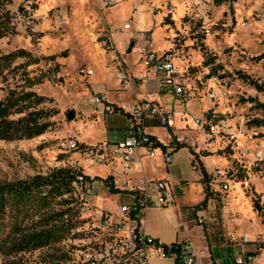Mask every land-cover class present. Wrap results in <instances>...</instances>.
Returning a JSON list of instances; mask_svg holds the SVG:
<instances>
[{"label": "rangeland", "instance_id": "rangeland-1", "mask_svg": "<svg viewBox=\"0 0 264 264\" xmlns=\"http://www.w3.org/2000/svg\"><path fill=\"white\" fill-rule=\"evenodd\" d=\"M162 1L2 0L3 9L10 13L11 19L9 33L0 38V54L21 50L24 53L15 55L9 69L0 77V97L4 98L11 89L35 91L45 98L35 108L48 110L47 120L52 125L31 138L0 139V184L47 176L57 169L75 166L88 174H106V167L85 161L81 153L68 147V141L75 138L81 143L96 145L123 138L124 128L106 125L101 114L103 108L90 107L88 98L95 92L96 79L101 82L110 79L112 88L115 86L117 63L120 59L127 62L123 56L126 39L116 35L114 42L111 33L115 28L122 29L117 24L131 19L130 9L137 6L146 10L142 29L151 35L155 47L172 42L171 51L184 49L185 64L178 63V72L184 73L195 95L188 108L198 110L196 101L211 100L209 106L204 105L205 110L224 120L230 129L240 131L239 144L234 143L238 148L229 145L227 137L220 136L212 140L217 143L215 148H209V137L192 119L188 122L189 128L184 122V129H177L194 148L209 151L203 155L205 166L199 154L196 155L203 177L209 176L202 184V197L206 200L195 206L203 211L201 224L213 244L241 240L245 250L255 251L264 264V111L255 107L256 101L244 100L256 97L264 102V93L239 76V72L247 73L264 85V14L258 12L264 0H205L211 5L203 6L210 9L209 16L214 10L219 12L212 21L208 15L205 19L201 17L199 9L190 8L193 3L201 5L200 0H172L177 10L167 14L171 19L161 20L166 14ZM154 9L159 11L154 13ZM153 18L157 20L156 30L149 25ZM144 43V39H137L132 47L134 64L139 62V47ZM90 69L94 70L93 74L88 73ZM29 78H41L42 82L32 84ZM105 92L112 99L125 98L116 89ZM148 100L158 102L155 98ZM176 107H183L182 103L178 102ZM72 108L76 117L69 120ZM254 118L263 119V124L255 125ZM158 135L165 137L166 130L159 127ZM243 145L247 149L245 154L239 149ZM259 152L262 160H258ZM216 164L223 170L222 175L215 174ZM224 182L229 184L227 189L223 188ZM173 188L177 200L182 193L178 187ZM200 192L195 190L191 200H198ZM99 195L97 204L106 208H116L126 201L120 194L107 197L106 192H100ZM59 201L54 200L46 208L35 205L29 214L8 203L2 215V239L7 238L12 226V213L18 224L31 231L58 224L66 226L67 232L61 241L41 248L17 251L10 244L3 249L0 246V264H67V247L88 241L98 228L91 218L83 220L73 205H61ZM195 219L197 215L194 223ZM243 235L251 242L245 243ZM227 251L223 257L229 255L233 259L235 250L230 254Z\"/></svg>", "mask_w": 264, "mask_h": 264}, {"label": "built area", "instance_id": "built-area-1", "mask_svg": "<svg viewBox=\"0 0 264 264\" xmlns=\"http://www.w3.org/2000/svg\"><path fill=\"white\" fill-rule=\"evenodd\" d=\"M258 12L264 14V3ZM122 28L129 30L130 22L124 23ZM115 30L111 33L112 39L113 34L120 29ZM140 35L145 39V43L139 47L141 74L133 75L125 61L120 59L116 69L119 88L131 90L137 81L145 82L148 78H154L160 89H166L177 101L187 105L195 95L184 73L178 72V63L182 66L185 64L183 52L169 50L160 54L153 48L149 34L143 32ZM88 73L93 74L94 70L90 69ZM88 101L90 107L101 106L105 113L125 115L127 125L122 139L96 145H87L75 138L68 141V147L81 153L85 161L102 165L108 171L105 175H92L79 166L73 168L70 191L63 197L73 201L71 205L83 216V220L91 218L96 222L98 230L88 241L67 247V264H148L151 259L166 258L174 259L176 264H200L191 241H177L181 244V252H178L174 250L173 243H162L143 228L147 209L151 205L165 207L172 204L175 191L167 181L148 179L136 169V165L146 159L154 164L159 156L166 164L173 161L174 151L187 141L177 132L173 123L176 111L151 100L135 99L114 104L105 91L94 92ZM154 118L166 129L165 137L149 131L148 121ZM193 122L203 129L209 140L220 136L227 137L229 145L239 144L240 131L230 129L224 120L212 113L194 116ZM239 149L241 153H247L244 145ZM257 154L258 160H262L261 153ZM214 172L216 175L223 174L220 167H215ZM228 186L224 182L223 188L227 189ZM100 192H106L107 197L120 194L126 197V201L116 208L103 207L96 201ZM199 221L203 222L204 219L200 218ZM243 241L248 243L251 239L244 235ZM233 261L234 264H261L255 251L238 252V249H235Z\"/></svg>", "mask_w": 264, "mask_h": 264}, {"label": "crops", "instance_id": "crops-1", "mask_svg": "<svg viewBox=\"0 0 264 264\" xmlns=\"http://www.w3.org/2000/svg\"><path fill=\"white\" fill-rule=\"evenodd\" d=\"M200 2L201 5L199 4L197 5L193 3L190 8L199 9L201 12L200 13L201 17L205 19L206 17L205 15H208L209 21H212L217 16L216 14H218L219 12L217 10H214L215 11L213 12L214 14L209 16L210 14L207 13L209 12L210 9L203 7L204 5L209 4V2L207 3L205 0H200ZM149 4L152 5L151 2H149ZM162 6L165 7L164 9L166 14L163 15L161 20H163L166 17H168V19H171L170 16L167 15L169 13L175 12L174 10L171 11V8L177 10V8L172 3V0L162 1ZM209 6L211 5L209 4ZM130 10L132 12L130 16L131 19L129 18L125 19L124 23L130 22L131 28L129 30H125L122 28L118 32H115L113 34V40L115 42L114 36L116 35H123V38L126 39V45L124 49L125 53L123 54V56H126V61H127L126 63L131 73L136 76H139L141 74L142 67L139 65V62L137 64L136 63L134 64V62L132 61L131 52H132V47H134V45L137 43V39H144L143 36L140 35V33L143 32L146 33L145 31H143L142 28L143 25L145 24V20L147 17L145 15L146 14L145 9H137L136 6V9H130ZM154 11H155L154 13H157L159 9H154ZM224 12L227 11L225 10ZM133 17H135V21ZM156 21L157 20L153 18V23L149 24L151 29L153 30H156L155 28ZM124 23L117 24V26L121 28L122 25H124ZM163 23H165V21ZM151 43L153 46L155 45L152 40V37H151ZM172 44H173L172 42L170 43L164 42V44L154 47L156 51L162 54L166 51H169L170 48L172 47ZM182 50L184 51V49ZM127 56H129L130 58H128ZM108 77L111 78L110 76H107V78ZM96 80H97V82L95 83L96 87L94 88L95 92L107 91V90L113 91V89L121 91V95L125 97L124 99H121V101L116 100L115 98L113 99L109 98L110 101L114 104L128 103L135 99L148 100V98L150 97V98H155V100H157L158 103L163 105L165 108L175 110L176 115L173 119L174 120L173 123L175 125L176 130L184 129L183 127L184 122H186L184 126L189 128L190 126L189 123H191L190 119H192L193 121L194 116L210 113L205 110L204 105L209 106V102H211V100H207L205 103L196 101L199 107L198 110L194 111L188 108V104L192 102L195 97L187 105L182 104L183 107L181 108L176 107V104L179 101H177L173 97V95L170 92H168L166 89H160L157 81L154 78H148L146 79L145 82L137 81V83H135L133 87L134 89L125 90V91L119 88V82L117 77H116L117 83L115 80V86L113 88L111 86L110 79L106 80L105 82L104 81L101 82L99 79ZM244 100L250 101L248 99H244ZM251 102H255V101H251ZM191 113L194 115H192ZM101 114L104 115L106 125L108 124L119 125L120 127H123L125 130L127 125V118L125 115H122L120 113H105L104 111L103 112L101 111ZM186 118H189V120H187ZM159 124L160 123L158 119L155 118L149 119L148 121L149 131H151V133L154 135H158L159 127H162ZM185 138L187 139L186 141L187 144L179 146L174 151L173 154L174 158L170 164H166L163 158L159 156L155 160L154 164H151V161L149 159H146L143 161L142 164L136 165V169L138 171H141L142 175L146 176L148 179L154 181L155 180L167 181L171 184L172 188L173 186H176L182 193V196L180 197L178 196L177 200H174V202L168 206L157 207L155 205H151L147 209L143 217V228L147 234L158 238L162 243L165 244H171L177 241H191L194 245V254L196 255L197 261L200 264H234L233 259L229 257L227 252L230 254V252L232 250H235V248H237L239 252H243L245 250V245L242 244L241 240L238 243H234L233 240L230 244L229 243L220 244V245L213 244L208 238L205 229L201 224L202 222L199 221L200 218H203L201 217L203 211L195 207L196 205L199 204V202L201 201L205 202L206 200L203 199L202 197L203 196L202 184L203 182L207 181L209 176L207 174L206 177H203V174L200 170V167L197 166V163L199 160H201V162L203 163L202 165L205 166L206 159H203L204 158L203 155L207 154L209 151H205V150L199 151L198 149L194 148V146H192V143L187 137ZM212 140L209 139L207 140L209 148H215V146L217 145V143L212 142ZM198 154L200 158L196 156ZM195 190H201L200 196L199 198H197L198 200H191L192 198L190 197ZM178 201L180 203H178ZM195 215H197V220L195 219L196 223H194ZM246 248L248 249V247ZM226 250H228L226 252V255L228 256L223 257ZM258 259H260L259 256ZM148 264H176V262L174 259H170V258L151 259Z\"/></svg>", "mask_w": 264, "mask_h": 264}, {"label": "trees", "instance_id": "trees-1", "mask_svg": "<svg viewBox=\"0 0 264 264\" xmlns=\"http://www.w3.org/2000/svg\"><path fill=\"white\" fill-rule=\"evenodd\" d=\"M234 1V0H220ZM11 15L3 9L2 0H0V38L9 33ZM14 54L0 56V76ZM239 76L253 84L259 91L264 93V85L252 79L249 74L239 72ZM34 98V99H33ZM44 97L34 91L9 90L8 94L0 97V139L16 140L31 138L44 133L52 123L47 120L50 115L48 110L37 109V105L44 102ZM248 100L256 101L255 107L264 111V102L257 98L249 97ZM33 108V109H31ZM19 114L17 118L13 115ZM252 122L261 126L263 119L254 118ZM73 168H60L47 176H35L30 180L7 182L0 184V228H2V215L5 212L8 203H12L14 208L29 214L33 207L46 208L54 200L59 199V204L71 205L72 200L63 197L70 191V184L74 178ZM74 208V207H72ZM259 210L261 205H257ZM29 211V213H28ZM56 214H60L59 212ZM11 214V228L7 238H0V246L10 244L17 251L29 248H41L61 241L66 237V226L52 225L32 230L22 227ZM20 234V235H19ZM174 250L181 252L180 242L173 243ZM179 262V260H177Z\"/></svg>", "mask_w": 264, "mask_h": 264}, {"label": "flooded vegetation", "instance_id": "flooded-vegetation-1", "mask_svg": "<svg viewBox=\"0 0 264 264\" xmlns=\"http://www.w3.org/2000/svg\"><path fill=\"white\" fill-rule=\"evenodd\" d=\"M20 52H21V54L24 53V51L21 50V51H19V52H13V53H9V54H7V55L14 54V56H15V55L19 54ZM0 56H6V55H1V54H0ZM14 56L9 60L8 65L5 67L3 73H4L7 69H9V67L11 66L12 59L14 58ZM1 76H3V74H2ZM1 76H0V77H1ZM28 82H31L32 84H38V83H41V82H42V79H41V78H36V79H33V80H32L31 78H29V79H28ZM34 92H35V91H34ZM72 109H73V108H72ZM69 112H70V111H69ZM65 253H66V261H67V260H68V254H67L66 250H65Z\"/></svg>", "mask_w": 264, "mask_h": 264}, {"label": "water", "instance_id": "water-1", "mask_svg": "<svg viewBox=\"0 0 264 264\" xmlns=\"http://www.w3.org/2000/svg\"><path fill=\"white\" fill-rule=\"evenodd\" d=\"M75 117H76L75 109H71L70 112L68 113V119L73 120Z\"/></svg>", "mask_w": 264, "mask_h": 264}]
</instances>
